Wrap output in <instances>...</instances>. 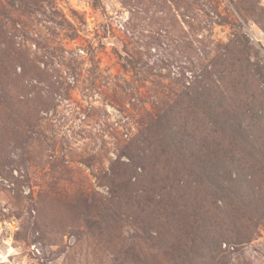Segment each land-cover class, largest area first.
Here are the masks:
<instances>
[{
  "label": "rangeland",
  "instance_id": "rangeland-1",
  "mask_svg": "<svg viewBox=\"0 0 264 264\" xmlns=\"http://www.w3.org/2000/svg\"><path fill=\"white\" fill-rule=\"evenodd\" d=\"M0 264H264V0H0Z\"/></svg>",
  "mask_w": 264,
  "mask_h": 264
},
{
  "label": "trees",
  "instance_id": "trees-1",
  "mask_svg": "<svg viewBox=\"0 0 264 264\" xmlns=\"http://www.w3.org/2000/svg\"><path fill=\"white\" fill-rule=\"evenodd\" d=\"M191 104V103H190ZM208 117H209V114H208ZM232 120V119H231ZM228 121H229V118H228ZM234 126H237L239 129H240V131H243V128H242V125L239 123V122H235V121H230ZM199 175H200V173H199ZM198 178H199V176H198ZM206 244H204V246H205Z\"/></svg>",
  "mask_w": 264,
  "mask_h": 264
}]
</instances>
